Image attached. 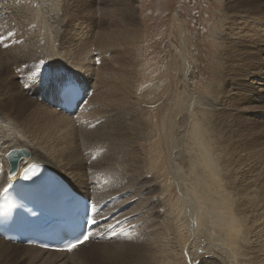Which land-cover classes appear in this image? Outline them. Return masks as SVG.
<instances>
[{
	"label": "bare ground",
	"instance_id": "1",
	"mask_svg": "<svg viewBox=\"0 0 264 264\" xmlns=\"http://www.w3.org/2000/svg\"><path fill=\"white\" fill-rule=\"evenodd\" d=\"M4 1L6 0H2V2L0 3V14L3 17H7V13L10 12L11 9H8L6 7ZM35 1L38 2L41 0H35ZM103 1H105L104 5L107 4L109 6L108 7L109 9L104 10L101 7L100 9L102 10H97L98 11L97 13L95 10V6L98 4L103 5L102 4ZM36 2H33L32 5L30 4L31 5L30 7L35 8L37 6ZM112 2L113 0H97V3H95V0H83V5H84L83 10L85 12L84 14L85 19L93 18L94 22H96L97 25L99 26L92 33L91 30L90 31L87 30L88 27H90L88 25H85V29L88 32L81 31L83 27H79L80 31L77 33V35L86 32V36L84 38H89V40H94L95 44L88 45L87 50H83L79 46L77 48L74 47L73 50L70 49L61 52L57 51L56 49L55 51L52 50L54 53L62 54L66 56L73 63L77 64L81 69H84L85 71H90L95 76L94 84H93L92 83L93 79L90 74L89 75L82 74L76 69L69 68L68 74L66 73H64V75L61 74L60 78H69L71 80H74L83 88V97L81 101L82 103L80 108L78 109V111L75 112L74 115H66V114L64 115L57 110L56 106L54 105L55 99H57L58 97L57 94H55V96L53 97H51L50 95L39 96L38 99L41 100L42 103H38L37 101H35L36 98L34 96L35 92L33 88L29 92V97H27L28 95L26 96L24 92L20 89L25 97L27 98L31 97V99L36 103L29 101H21V102L18 101L20 91L18 90L16 77L13 73L17 72L16 69L21 73L29 71L32 68L30 67L31 62L35 61V63L39 64L40 63L39 60L36 59L40 57H38V55L34 56V54H31L30 56L19 55L18 52L17 53L14 52L13 46L7 45L9 46L7 47L6 40L8 39H7V34H5V31L7 30L6 27L7 24L3 25L4 21L0 24V33H4V36L0 37V46L3 49L2 50L0 48V75L5 71H7L9 67H11V71H12L11 83L16 88L15 94H13L14 92H11L10 93L11 95L6 94L5 92L7 90L10 91V88L0 80V155H3L5 162L7 164L6 178L3 182L0 183V204L5 193V189L10 188L12 185H20L21 181L23 180L22 175L25 172L24 170L21 173L22 169L29 163H32L33 166L31 168L27 167L29 169V171L27 172V176L30 175V177L33 179L28 181L29 183L34 184L37 181L38 186H42L44 184H47V179L52 178L54 180V183L52 184L53 186H57L55 184L56 180L59 181V185L70 184L75 190H77L81 194H84L92 201V204L95 205V208L97 209V212L93 213V215L95 216V219L99 221V226L94 229L95 233L92 235L90 241L79 246L77 249H75L69 254L66 252L45 250L42 248H38L36 246L17 243L18 245L27 246L23 249H19L16 248V245H14L15 243H11L0 237V264H18L19 261H25L27 264H55L56 262H65L66 264H68L74 261L76 254L81 252H87L97 245H102L110 241L115 242L116 244L114 245L120 247V249H117L115 254L112 256V258L109 261H106L104 264H182L181 262L176 261L177 263H175L172 259H167L168 257L167 254L166 256H164L165 255L164 253H166L165 252L166 249L165 250L163 249V224H161L163 223V219L158 220L159 222L157 221L156 214L158 211L156 213L152 211L157 206L154 203H152L151 205L153 207H149L147 209L148 212V214H146L147 216L145 215L138 216V219L144 221V224L139 229L137 235L134 237L133 239L134 242L129 241V238L133 234V229L131 227V222H130L131 216L125 215V213L123 212L126 203L119 205V203L122 200L121 199L122 194L116 193L117 195L115 194L101 202L96 199L95 191L90 187V183H86L87 171L85 172V169L83 168L87 160L91 159V157L86 158L85 151L83 152L81 151V149L85 146L84 143L85 141L84 142L80 141L81 142V143L79 142L80 146H78L77 143L75 142L76 141L75 133L86 124L90 125V123H85V122L91 118L90 117L91 114L94 115L96 119V116L98 117L99 114H102L105 111L109 110L110 114L107 117L109 119L107 120L104 119V121L105 120L107 121L104 122V125L107 128H110L111 126V129L115 130V131L113 130V132H115L116 135V137L115 136L114 137L117 138L118 140H123L121 135L123 137L124 136L128 137L129 133L133 130L134 127L133 125L134 119H132V113L134 114L136 112V109L129 108V100L131 98L128 99V93H127V91H129L128 88H129V83L131 81L130 80L125 81L124 77H120L121 75L120 70L114 73V71H103L101 68L103 65H105V63L113 59L111 47L117 44L127 43L132 38V35L130 33L131 30H129L124 26H121L114 19L113 9L110 8L112 6ZM22 3L24 2L22 1ZM235 3L238 4V7H236V10L232 11L231 14L232 16H229L233 18L232 23L238 28L239 27L241 28L240 24L248 23L249 27L251 26L253 32L250 31L245 33L247 29L243 30L242 28L241 29L237 28V36L235 39H232L231 37H226L222 35L219 31L217 32L218 38L229 40L228 42L227 40H224L220 44L221 50L219 49L220 54L218 57L221 58L220 57L221 54L224 57V59H222L224 60V68L222 70L225 71L226 77H228V80L230 82L229 85H227V82L225 83L227 79L224 78L221 84L217 82L211 88L212 92L214 91L216 93H219L218 91L221 92V90L225 88V84L226 86H229L227 89V92L230 95L229 103L234 106L232 108V106L230 105L229 108L227 109L232 110L231 112L235 114V121L233 123L230 122V124L227 125L226 123L229 122L227 113L221 115H214L211 113L210 115H206L208 116V120L206 118L205 119L202 118L203 121L202 120L200 121L197 120V118L190 116L191 118L188 117V119L184 122V125L187 128V131L184 132L186 133L185 134L186 137L183 134H181L180 135L181 137L178 138H186L191 144L190 147H188V149H183V152L180 153V149L183 148L182 143L184 144V142L182 140L180 141L177 138L178 146L176 144V148L175 147L174 148L176 149V153L178 154L175 155L177 159L180 160L181 157L184 158L182 155L184 151L187 150L189 156L188 159H190V161L192 160L191 159L192 157L198 155L199 156L198 165L200 169H193L192 172L190 171L191 173L188 175L189 177H185V180H189L190 182V187H192L191 190H193L194 192V194L193 192L191 194L194 195L193 197L195 199H192L191 197L192 195L190 196V192L189 194L187 192H184L183 194L184 197L183 195L182 196L180 195L179 200L180 202L185 203L184 207L188 206L193 212H195V220H194L195 231L198 230V228L201 229L200 227L202 228L206 227L209 230L208 233L211 232L213 235H215V238L218 234H221L220 232H222V234L223 232H225L229 236L231 233L232 234L235 233L236 242L234 241L235 243H233L232 246L233 247L235 246L236 249L231 252H233V255L238 257L240 260L243 259L244 261H247V262L241 261L239 264H243V263L264 264V163L261 162L259 163L258 166H255V164L254 163L251 164L248 161V159L242 160V156L247 152L248 147L251 148V152L253 156L259 155L258 154L259 146L264 140V123L259 122L258 120L255 121L249 117L252 116V112L264 113V105L259 106L256 103V101L258 100L260 103L264 104L263 103L264 101V29L263 28L264 27L261 28L257 24L259 22L264 23V18L263 17L257 18L249 14L250 12L251 13L261 12L264 9V6L261 4V3L264 4V0H235L233 6ZM65 4H66V0H50L49 11L52 14V16L57 17L55 16V14L58 11L65 10ZM126 4H129V1L125 2V6L127 10H130V8L128 7L130 4L128 6ZM70 11L74 12V10H70ZM43 13L46 14V12ZM101 14H103V17L101 16L100 18ZM71 15L74 16L75 14L72 13ZM28 18L30 21H32L29 24L30 25L32 24L31 25L32 28L35 29L34 32L39 33L41 29H40V25L36 23L38 20L36 18H33V16H28ZM50 18L51 17L49 16V20ZM104 18L107 19L109 23H111V26L109 24L105 26ZM1 20H3L2 17ZM134 24L136 25L135 21ZM244 35H247L248 38L246 39ZM12 40H14V38ZM54 43L55 42H53L51 49H54L53 47ZM95 50H98L96 67L92 65L91 59H88L87 62L83 61L84 57H89L91 53ZM108 52H110V56L107 59L105 56L108 54ZM95 56L96 55L93 56L94 59L96 58ZM138 57L139 56H137L136 58ZM131 60L132 59L123 60V62L130 63L131 65H133L134 62H132ZM27 61L29 62L26 65L25 63ZM64 70L65 69H63L61 73ZM77 72L80 73L81 75L78 79H76L75 77H71ZM19 77L22 78V75H19ZM113 77H115L116 79L112 80ZM223 77H225V74H222V78ZM35 82H37L36 78L33 79L32 84L31 83L30 84L33 85ZM90 83H92L93 85L91 87L92 89L89 91V89H87V85ZM94 85H95V90H94ZM90 92H91L89 97L90 100L89 99L86 100V97H88L87 95ZM246 93L248 94V100H244ZM182 97H180L176 101L177 103H175L173 109L164 110L163 118L161 119L162 122L164 121L163 131L167 127L170 128L173 127L174 124L173 121H172L173 124L170 125L171 119H173L172 113L177 115L183 111L184 107H186L185 105L184 107L180 105L182 101H185L181 99ZM239 100L242 101V105H240ZM252 100H255L254 104L252 103ZM88 102L89 104H91L90 106H94V107L90 109ZM236 105L238 106L237 108L235 107ZM108 106L109 109L106 110ZM205 112L206 111H204V113ZM2 114L4 116H8L10 121L12 120L13 122H16L18 120L21 122V124L23 125L22 127L26 131L28 137L27 142L23 144V146L25 147L18 146L9 149L4 154L2 153L3 144L6 142L7 138H12L11 136L6 137L9 128L6 124V120L2 117ZM81 115L84 116L83 117L84 124L80 123L79 121ZM137 121H140V119ZM75 123H78L77 128L75 126ZM139 123H142V121ZM259 124L261 125L260 129L258 128ZM245 125L251 126V134H250L252 140L251 144L247 143L246 134H244L241 129L242 126ZM111 129H109V131H111ZM96 131L97 129L95 130V132ZM105 133L103 135H105ZM169 134H171V132ZM113 135L111 136V138L113 137ZM82 136L83 135H81L80 137ZM153 136H155V134H153ZM157 136L159 137V135ZM90 139L91 138H89V140ZM98 139H100V137ZM166 140L168 142V139ZM173 140H175V138ZM102 142L104 141L102 140ZM95 143L97 142L95 141ZM127 143H128L127 145H129L130 142L128 141ZM135 143L137 144V142ZM93 144L94 143H92L91 145ZM136 144L134 145L133 142V144H131V147L132 145L136 146ZM86 145H88V143H86ZM194 148L197 151H195ZM18 149H26L29 151L30 155L27 158H22L18 160L17 163L18 165L15 170V175L11 179H9L10 165L8 163L7 156L10 151L18 150ZM134 149L132 150L134 151ZM117 151L120 152V154L118 155H121V151L116 150V152ZM112 155H110L111 158ZM101 158L104 157L102 156ZM114 158L116 159V156ZM104 159L103 160L101 159L102 161L100 159L99 160L102 163L106 160ZM234 160L238 162V165L234 167H229L228 164ZM120 161L119 163L121 164ZM119 163L117 165L120 166ZM191 163H192L191 164L192 167L195 168V161L192 160ZM133 164H136V162H134ZM179 167L181 168V164ZM73 168L77 170V171L75 170L76 172H74V174L68 172L69 171L68 169H73ZM123 169L122 171H126ZM102 170L104 169L102 168ZM56 171L62 173L63 176ZM132 171L133 168L129 167L128 172L135 173ZM186 173H183L184 174L183 176L188 174ZM94 174H95L94 172H91L89 175H94ZM135 176L136 178L138 177L137 174H135ZM129 180L125 184L128 185L130 183V186H126L127 188H132L133 190V186H135L141 188V190H145V191L148 190V192L150 193L149 189L146 188L141 183H140L141 185L136 186L137 181L129 182ZM123 185L124 184L116 182V186L104 195L107 196L109 195L108 193L123 188ZM83 186L84 188H82ZM107 190H108V183H106L103 187H101L98 190V193L103 194ZM135 195L136 194H134L133 196ZM105 217L107 219H104ZM113 228H114V232H113ZM98 234L102 235L99 240L96 239V235ZM217 240H219L218 237ZM123 243H127V245H124ZM225 245L223 247H226ZM220 247L221 246H219V248ZM223 247L220 249L225 250ZM169 249L170 247L168 248V250ZM12 250L16 251V255L11 254ZM227 251L228 250H226L225 252ZM215 254L216 255L218 254L217 251ZM213 255L209 259L208 258L203 259L204 263L218 264L219 260L217 261L216 259L218 257L212 258L214 257ZM15 256L17 257V259H15ZM238 260L236 262L240 261ZM225 262H229V261H225ZM200 263L201 262L197 264Z\"/></svg>",
	"mask_w": 264,
	"mask_h": 264
},
{
	"label": "rangeland",
	"instance_id": "2",
	"mask_svg": "<svg viewBox=\"0 0 264 264\" xmlns=\"http://www.w3.org/2000/svg\"><path fill=\"white\" fill-rule=\"evenodd\" d=\"M6 1H4V4L8 9H11L10 10L11 13L8 12L7 17H3L0 14V24L3 21H4L3 25L7 24L6 25L7 32L5 31V34H7L8 40H6L7 41L6 46L7 45L13 46L14 52L15 53L18 52L19 55L30 56L31 54H34V56L38 55V57H40L36 59L39 60L40 62L39 64L35 63V61L31 62L30 67L32 68L29 71L21 73L16 69L17 72L13 73L16 77L18 90L20 91L18 98L19 102L29 101L36 103L35 101H37L38 103H42L41 100L38 99L39 96H43V95L46 96L50 95L51 97L55 96L56 92L54 91L52 84L55 80L61 77V74L63 75L64 73L68 74L69 68L76 69L82 74H86V75L90 74L93 79L92 83L94 84L95 76L93 75L92 72L81 69L77 64L73 63L66 56L53 52L55 51V49L59 52L70 49L73 50L74 47L77 48L78 46L83 50H87L88 45L95 44L94 40H89V38H84L86 36V32L77 35V33L80 31L79 27H83L81 31L91 30L92 33L99 26L97 25L96 22H94L93 18L85 19L84 16L85 12L83 10L84 9L83 0H66L65 10L58 11L55 14V16L57 17H53L49 11L50 0H45V1L41 0L38 2H36L35 0H6ZM22 1L24 3H22ZM126 1H129L130 5L129 4L126 5L127 6L129 5L128 7L130 8V10H127L125 6ZM1 2L2 0H0V3ZM33 2H36L37 8L30 7ZM234 2L235 0H113L112 6L110 8L113 9L114 19L121 26H124L129 30H131L130 33L132 35V38L127 43L117 44L111 47L113 59L105 63V65H103L101 68L103 71H114V73L120 70L121 71L120 77H124L125 81L126 80L131 81L129 83V88H128L129 91H127V93H128V99L131 98L129 100V108L136 109V112L134 114L132 113V119H134L133 121L134 127L133 130L129 133L128 137L127 136L123 137L121 135L123 140H118L117 138H115L116 135L115 132H113L114 129H111V126L110 128H107L104 125V122H107L106 120L109 119L107 118L108 115L110 114L109 110H107L109 109L108 106L107 108L105 107L107 111H105L102 114H99L98 117L96 116V119L94 115L91 114L92 115V116L90 115L91 118L89 117L90 119H88V121L85 122V123H90V125L86 124L85 126L81 127L83 131L79 129L75 133L76 136L75 142L77 143L78 146H80V143L85 141L84 142L85 146L81 149V151L82 152L85 151L86 158L91 157V159L87 160L83 168L85 169V172L86 171L88 172V173L86 172V183H90V187L96 193L95 194L96 199L101 202L115 195L116 193L122 194L121 195L122 200L119 203V205L126 203L123 212L125 213V215L131 216L130 222H131V227L133 229V234L129 238V241L132 242H134L133 240L134 237L137 235L139 229L144 224V221L139 220L138 216L139 215L147 216L146 215L148 214L147 209L149 207H153L151 206L152 203L156 204L157 205L156 208L153 209L152 211L154 213L158 211L156 214L157 221L163 219V223H161L163 224V249L164 250L166 249L165 250L166 253H164L165 254L164 256H166L167 254L168 256L167 259H172L175 263L181 262L182 264H189V263L197 264L201 262L200 264H205L203 259L211 258L213 253H214L213 255L214 257L212 258H216V257L219 258V259L216 258L217 261L219 260L218 264L221 263L224 264L225 261H229V262H225V264H236V263L239 264L241 261L247 262L244 261L243 259L240 260L238 257L233 255V252H231L236 249L235 246L234 247L232 246V244L236 242L235 233L233 234L231 233L230 234L231 237H230L227 233L223 232L224 234L223 235L222 232H220L223 237L221 236V234H218L215 238V235H213L211 232L208 233L209 230L206 227L203 228L200 227L201 229L198 228V230L195 231V227H194L195 212H193L188 206L184 207L185 203L180 202L179 198L180 195L182 196L184 194V192H187L188 194L190 192V196L192 195L191 196L192 199H195L193 197L194 192L193 190H191L192 187H190V182L189 180H185V177H189L188 175L192 172L193 169H200L198 165L199 156L197 155L191 158L192 160L195 161V168H193L191 165L192 160L190 161V159H188L189 156L187 150H185L184 151L185 154L183 153L182 155L184 158L187 159L181 157V159L178 160L176 157L178 153H176V149H175L176 144L178 146V142H177L178 139L184 142V144L182 143L183 148L180 149V153L183 152V149H188V147H190L191 143L186 138H178L181 137L180 136L181 134H183L184 136L186 134L184 132L187 131V128L185 127L184 122L188 119V117L189 118L194 117L197 118V120L203 121V119L205 118L208 120V116L206 115H210L211 113L214 115H221L227 113L229 122L226 124L228 125L230 124V122L233 123L235 121V114L231 112L232 110L227 109L229 108L230 105L232 106V108L234 106L229 103L230 95L227 92L229 86H226L225 84V88L222 90L220 89L221 92L218 91L219 93H216L214 91L212 92L211 89L215 83L218 82L219 84H221L224 78L227 79V81H225V83L227 82V85H229L230 82L228 80V77H226L225 71L222 70L224 68V60H222L224 59V57L222 56V54L220 55L221 58L218 57L220 54L219 49L221 50L220 44L224 40H227V42L229 40L218 38L217 32L219 31L222 35L226 37H231L232 39L236 38L238 27L232 23L233 18L229 17L232 16L231 15L232 11L236 10V7H238L237 3H235L233 6ZM95 3H97V0H95ZM102 4L103 5L98 4L96 6L94 4L97 13H98L97 10L109 9L108 8L109 6L107 4L104 5L105 1H103ZM261 4L264 6L263 3ZM101 7L102 9H100ZM70 10H74V12ZM43 12H46V14H44ZM72 13H74L76 16L71 15ZM8 14L10 15V17ZM249 14L257 18L259 17L264 18V9L261 12L258 13L250 12ZM28 16H33V18H36L38 20L36 23L40 25V29H41L39 33L34 32L35 29L32 28L31 26L32 24L31 25L29 24L32 21L29 20ZM49 16L51 17L50 20H49ZM101 16L103 17V14L100 15V18ZM1 17L3 18V20H1ZM104 20H105V26H107L108 24L111 26V23H109L107 19L104 18ZM134 21L136 22V25L134 24ZM257 24L261 28L264 27L263 22H259ZM85 25H88L90 27H88V29L86 30ZM240 26L243 30L247 29L245 33L252 31V28L251 26L249 27L248 23L240 24ZM241 28L239 27L238 29ZM3 36L4 33H0V37ZM244 37L246 39L248 38L247 35H244ZM13 38L14 40H12ZM53 42H55L53 46L54 49H51ZM0 48L2 49L1 46ZM50 51L53 53H51ZM108 54L105 56L107 59L110 56V52H108ZM94 55H96L95 59L93 58ZM97 56H98V50H95L91 53L89 57H84L83 61L87 62L88 59H91L92 65L96 67ZM137 56L139 57L136 58ZM129 59H132L131 61L134 62L133 65H131L130 63L123 62V60H129ZM28 62L29 61H27L25 64L27 65ZM36 66H39L41 68V72L39 73V76L36 77L37 82L31 85L32 80L35 78L29 79V77L31 72L35 70ZM63 69L65 70L61 73ZM80 73L77 72L71 77H75L76 79H78L81 76ZM222 74H225V77L222 78ZM11 75H12L11 67H9L7 71H5L0 75V80L10 88V91L7 90L5 92L6 94H10L11 92H14L13 94L16 93L15 91L16 88L11 83L12 82ZM19 75H22V78L19 77ZM114 79L116 78L113 77L112 80ZM92 83L87 85V89H89V91L92 89L91 88L93 85ZM32 88L34 89L35 92L34 94L36 98L35 101H33L31 97L27 98L29 97V92ZM20 89L24 92L26 96L27 95L28 96L25 97ZM94 90H95V85H94ZM90 94L91 92L87 95L88 97H86V100L89 99ZM180 97H182L181 98L182 100L186 101V102L182 101L180 105L182 107H184L185 105L186 107H184L183 111L177 115L172 113L173 119H171L170 125L174 123L175 124V125L173 124L174 128L167 127L163 131L164 121L162 122L161 119L163 118L164 110L173 109L175 103H177L176 101ZM244 100H248L247 93L245 95ZM239 101H240V105H242V101L241 100ZM254 102L255 100H252L253 104ZM256 103L259 106L264 105L260 103L258 100L256 101ZM88 105L90 106L91 104H89L88 102ZM93 107L94 106H90V109ZM235 107L237 108L238 106L236 105ZM204 111H206L205 112L206 114L204 113ZM200 112L204 114H201ZM83 115H81L79 119L80 123L82 124H84ZM2 117L6 120V124L9 128L6 137L9 136L12 137V138H7L6 142L3 144L2 153L4 154L9 149L18 146L25 147L23 146V144L27 142L28 137L26 131L22 127L23 125L21 124V122L18 121L17 119L16 122H13L12 120L10 121L8 116H4L3 114ZM249 117L255 121L258 120L259 122L264 123L263 112L260 113L252 112V116ZM104 119L106 120L104 121ZM136 119L137 120L140 119V121H137ZM141 121L142 123H139ZM144 122H146L147 124ZM77 125L78 123H75L76 128ZM260 127L261 125L259 124L258 128L260 129ZM96 129H97L96 131L97 133L95 132ZM109 129H111V131H109ZM241 129L243 133L246 134L247 143L251 144L252 143L251 135H250L251 126L245 125L242 126ZM170 132L171 134H169ZM104 133L105 135H103ZM153 134H155L156 137L153 136ZM156 134L159 135V137ZM81 135L83 136L80 137ZM112 135H113L112 137L113 141L111 138ZM99 137L100 139H98ZM77 138H80L81 140ZM89 138L91 139L89 140ZM174 138L176 141L173 140ZM127 139L131 144H133L134 142V145L136 144L135 142H137L136 146L132 145L133 147L132 148L130 143L129 145H127L128 144ZM166 139H168V142ZM102 140L105 143L102 142ZM95 141L97 143H95ZM86 143H88V145H86ZM89 143L91 144L94 143V144L91 145ZM132 149H134V151ZM116 150L121 151V155H118L120 154V152L118 151L116 152ZM194 150L197 151L195 148ZM258 154L259 155L257 156L256 155L253 156L251 152V148L248 147L247 152L242 156V160L248 159V161L251 164L254 163L255 166H258L259 163L261 162L264 163V140L259 146ZM104 155L105 156L107 155L106 158ZM110 155H112V158L110 157ZM102 156L107 161L104 158H101ZM115 156L117 160L114 158ZM99 159L100 160L104 159L105 161L101 163L102 160L100 161ZM118 160L121 162V164L119 163ZM134 162H136V164H133ZM118 163L120 164V166L117 165ZM180 164H181V168L179 167ZM237 165L238 162L236 160L228 164L229 167H234ZM114 167L119 169L117 170ZM129 167L133 168L132 172L135 173H131V172L129 173L128 172ZM102 168L104 170H102ZM183 168L185 171L183 170ZM122 169L126 170L127 172L122 171ZM68 170L67 171L71 172L72 174H74V172L77 171L74 168ZM6 172H7V164L5 162L3 155H0V183L5 180ZM91 172H94L95 174L89 175ZM58 173L62 175V173L60 172ZM183 173H186L187 175L183 176L184 175ZM135 174L138 175L137 178ZM128 180L129 182L137 181L136 186H139L141 184L144 185L146 188L149 189L150 193L148 192V190L147 191L141 190V188L135 186H133V190L132 188H127L126 186H130V183L128 185H125L128 182ZM116 182L124 184L123 188L110 192L108 193L109 195L105 196L104 194H106L108 191L112 190L116 186ZM106 183H108V190L103 194H99L98 190L101 187H103ZM82 188H84V186ZM192 192L193 194H191ZM133 193L136 195L133 196L134 195ZM217 237L219 240H217ZM114 244L116 243L110 241L102 245H97L87 252L78 253L75 255L74 261L68 264H104L106 261H109L112 258V256L115 254L117 249H120V247H117ZM123 244L127 245V243H123ZM14 245H16V248L19 249H23L27 247L18 244H14ZM224 245L226 247H223ZM219 246H221L220 248L223 247L225 250L220 249ZM169 247L170 249L171 248L174 249L168 250ZM226 250H228L229 252L228 251H227L228 253L225 252ZM216 251L218 253L217 255L215 254ZM11 254L16 255V251L12 250ZM15 259H17L16 256ZM237 260L239 262H236ZM18 264H27V263L25 261H19ZM55 264H66V263L56 262Z\"/></svg>",
	"mask_w": 264,
	"mask_h": 264
},
{
	"label": "snow or ice",
	"instance_id": "3",
	"mask_svg": "<svg viewBox=\"0 0 264 264\" xmlns=\"http://www.w3.org/2000/svg\"><path fill=\"white\" fill-rule=\"evenodd\" d=\"M40 72L41 68L39 66H36L35 70L31 72L29 79L38 77ZM52 87L54 88V91L56 92L57 96H59L62 101L69 107L72 106V104L77 100L80 94L79 84L69 78H58L53 82ZM8 155L11 156L12 153H8ZM15 167L16 165L14 164L12 172L9 174V179H11L15 175ZM28 171L29 169L25 168V172L22 175L23 179H29V177L27 176ZM5 191H7V189H5ZM91 209L94 213L97 212L95 205H92ZM104 219L107 218L105 217ZM94 226L98 227L99 221L95 219L94 215H88L86 211L85 216L82 218L80 224V234L67 244V251H72L89 241L90 237L93 235V233L91 232V228Z\"/></svg>",
	"mask_w": 264,
	"mask_h": 264
},
{
	"label": "water",
	"instance_id": "4",
	"mask_svg": "<svg viewBox=\"0 0 264 264\" xmlns=\"http://www.w3.org/2000/svg\"><path fill=\"white\" fill-rule=\"evenodd\" d=\"M9 153H12L11 156H9V155L7 156V160H8V163L10 165L9 173L12 172L14 164L16 165V167H15V170H16L17 165H18L17 163H18L19 159L27 158L30 155L29 151L26 149L12 150Z\"/></svg>",
	"mask_w": 264,
	"mask_h": 264
}]
</instances>
